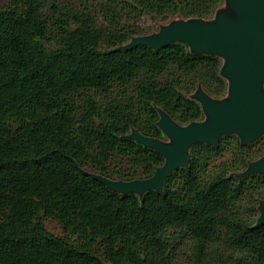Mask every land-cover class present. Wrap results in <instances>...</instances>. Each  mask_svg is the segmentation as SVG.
Instances as JSON below:
<instances>
[{
    "label": "trees",
    "instance_id": "trees-1",
    "mask_svg": "<svg viewBox=\"0 0 264 264\" xmlns=\"http://www.w3.org/2000/svg\"><path fill=\"white\" fill-rule=\"evenodd\" d=\"M0 5V264H264V133L189 148L162 194L99 179L151 177L164 158L127 137L164 140L157 109L202 121V87L227 95L222 59L181 42L138 45L145 15L211 19L224 0H6ZM264 91V83H263ZM50 220L61 234L50 232Z\"/></svg>",
    "mask_w": 264,
    "mask_h": 264
},
{
    "label": "water",
    "instance_id": "water-1",
    "mask_svg": "<svg viewBox=\"0 0 264 264\" xmlns=\"http://www.w3.org/2000/svg\"><path fill=\"white\" fill-rule=\"evenodd\" d=\"M231 12H220L212 21L202 19L174 21L161 26L159 31L145 36L132 37L128 44L117 49H130L138 45L160 50L181 42L193 54L218 56L222 59L221 75L227 80V96L213 99L201 88L192 94L202 108L204 119L185 126L176 124L170 116L157 109L156 126L168 142L146 137L132 129L127 137L154 150L164 158L147 179L130 182L99 179L110 190L119 194H136L142 197L149 190L162 194L163 182L179 168H187L189 148L196 143L216 147L226 134H235L242 144L253 143L264 133V0H225ZM264 174V156L249 162L237 174L238 178ZM259 216L255 225L264 224V201L258 205Z\"/></svg>",
    "mask_w": 264,
    "mask_h": 264
},
{
    "label": "rangeland",
    "instance_id": "rangeland-1",
    "mask_svg": "<svg viewBox=\"0 0 264 264\" xmlns=\"http://www.w3.org/2000/svg\"><path fill=\"white\" fill-rule=\"evenodd\" d=\"M68 2L74 4L76 2V0H68ZM0 5L8 6L9 3L6 0H0ZM220 12H224L226 14H230L231 15V12H230V10L228 9V7H227V5L225 3V0L223 1V3L221 5H219L215 9L214 15H213V17L211 19H202V20H204V21H212V20H214L216 18V15L218 13H220ZM190 20H196V19H182L180 17H172V18H169V19H167L165 21H162V20H160L159 18H157L155 16L145 15L139 20L138 25L143 30H145V32H149L150 34H152V33L158 32L159 28L161 26H168L174 21H184L185 22V21H190ZM128 43H126V44H128ZM200 88L202 89V91H204L206 93V91L202 87H200ZM208 96H210V95H208ZM210 97L215 99L213 96H210ZM262 136H264V135H262ZM263 140H264V138H263ZM163 141L164 142H168V139L165 137V139ZM43 223H44L45 227L50 232H52L54 234H61L60 228L55 223H53L52 221L45 219V220H43Z\"/></svg>",
    "mask_w": 264,
    "mask_h": 264
}]
</instances>
